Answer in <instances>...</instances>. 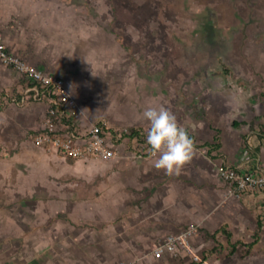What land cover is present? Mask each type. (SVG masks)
Returning <instances> with one entry per match:
<instances>
[{
	"label": "crops",
	"instance_id": "1",
	"mask_svg": "<svg viewBox=\"0 0 264 264\" xmlns=\"http://www.w3.org/2000/svg\"><path fill=\"white\" fill-rule=\"evenodd\" d=\"M181 10L184 48L146 72L123 52L113 69L90 48L96 25L81 23L72 3L0 0L5 46L66 80L80 128L104 120L119 133L147 131L140 113L155 100L196 145L178 173L137 157L126 138L118 159H65L25 139L44 106L10 103L19 77L0 63V139L22 141L0 157V264H182L155 261L152 249L188 225L220 234L264 220V192L235 198L217 173L222 160L264 163V0H181Z\"/></svg>",
	"mask_w": 264,
	"mask_h": 264
},
{
	"label": "built area",
	"instance_id": "2",
	"mask_svg": "<svg viewBox=\"0 0 264 264\" xmlns=\"http://www.w3.org/2000/svg\"><path fill=\"white\" fill-rule=\"evenodd\" d=\"M0 63L19 77L20 90L16 96L10 97V103L17 107L28 104L44 106L39 130L32 137L35 145L46 151L54 150L65 159L111 161L119 158V142L126 138L130 148L138 153L137 157L153 156L146 140L147 131L133 135L130 132L119 133L111 130L104 120L96 121L88 128H80L81 110L66 80L37 68L11 52L5 46L1 33ZM261 137L264 142V134ZM243 149L249 151L250 148L246 145ZM217 173L235 198L248 191L264 192V163L257 161L255 168H251L248 159L235 165L222 160L217 166ZM196 235L194 225L170 233L152 249L151 256L155 261L178 259L182 264L184 261L199 262L200 255L192 245Z\"/></svg>",
	"mask_w": 264,
	"mask_h": 264
},
{
	"label": "rangeland",
	"instance_id": "3",
	"mask_svg": "<svg viewBox=\"0 0 264 264\" xmlns=\"http://www.w3.org/2000/svg\"><path fill=\"white\" fill-rule=\"evenodd\" d=\"M64 2L65 6L72 3L79 8L77 17L81 23H95V33H98L99 37L97 35L96 40H90L87 44L94 48L98 55L111 56L113 69L119 68V52H123L132 57L139 70L157 72L162 63L159 60H162L165 53L177 57L184 48L180 29L186 13L181 10V0ZM108 33L111 34L110 38ZM119 45L122 49H119ZM148 55L152 60L145 59ZM4 102L0 104V112ZM33 134V130H29L25 139H32ZM20 144L22 141L12 146L8 140L0 139V157L7 152L15 153ZM196 229L197 236L192 245L200 255L201 261L187 264H264V220L253 217L250 223L238 228L239 232L227 230L226 227L222 234L203 232L197 227Z\"/></svg>",
	"mask_w": 264,
	"mask_h": 264
},
{
	"label": "clouds",
	"instance_id": "4",
	"mask_svg": "<svg viewBox=\"0 0 264 264\" xmlns=\"http://www.w3.org/2000/svg\"><path fill=\"white\" fill-rule=\"evenodd\" d=\"M140 116L149 124L146 140L151 146L154 166L169 173H178L196 151L189 130L162 102L149 101Z\"/></svg>",
	"mask_w": 264,
	"mask_h": 264
},
{
	"label": "trees",
	"instance_id": "5",
	"mask_svg": "<svg viewBox=\"0 0 264 264\" xmlns=\"http://www.w3.org/2000/svg\"><path fill=\"white\" fill-rule=\"evenodd\" d=\"M139 132H140L139 130H135V129L130 131V133H131L132 135H133V134H136V133H139ZM257 226L259 227V225H257ZM220 232H221V233H224L225 231H224V229H222V230H220ZM226 235H227V233H226ZM233 250H234V248H233Z\"/></svg>",
	"mask_w": 264,
	"mask_h": 264
}]
</instances>
